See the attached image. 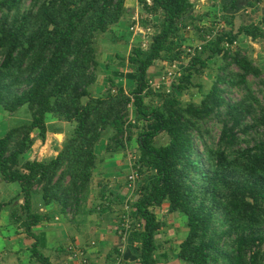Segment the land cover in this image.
Wrapping results in <instances>:
<instances>
[{
	"label": "trees",
	"instance_id": "16d2710c",
	"mask_svg": "<svg viewBox=\"0 0 264 264\" xmlns=\"http://www.w3.org/2000/svg\"><path fill=\"white\" fill-rule=\"evenodd\" d=\"M140 1L144 17L159 14L160 21L148 47L133 45L125 58L126 76L135 86L126 89L111 79L104 93L94 95L98 36L121 21L126 0H0V105L12 113L27 105L31 112L29 121L0 136V175L20 184L23 226L36 239L32 254L52 264L33 232L44 219L32 210L33 193L39 190L44 204L55 203L64 215L75 217L90 194L97 144L108 136L106 150L123 151L136 135V198L123 206L120 227L138 245L139 264L159 262L157 236L166 223L151 208L164 202L169 212L187 216L181 261L264 264V104L248 79L261 77L263 69L243 48L222 45L240 34L263 39L264 29L250 23L221 31L190 60L170 92L157 91L148 71L160 59L182 60L178 38L192 3ZM213 57L225 62L222 72L199 103H183L177 92L193 85V72L201 73ZM232 65L238 70L228 71ZM234 87L246 91L241 99L229 95ZM49 115L74 123L73 130L56 155L24 160L35 142L34 130L46 140ZM209 120L221 125L217 142L205 138ZM258 129L259 137L251 142L247 136ZM162 133L169 142L156 144Z\"/></svg>",
	"mask_w": 264,
	"mask_h": 264
},
{
	"label": "crops",
	"instance_id": "0c3cea01",
	"mask_svg": "<svg viewBox=\"0 0 264 264\" xmlns=\"http://www.w3.org/2000/svg\"><path fill=\"white\" fill-rule=\"evenodd\" d=\"M190 1L192 7L178 38L182 48L204 42L208 34L219 28L221 30L218 32L229 30L233 26L237 31L244 24L255 23L261 24L264 29V0ZM125 6L126 13L121 21L101 34L98 39V79L91 87L94 95L104 93L111 79L117 86L126 89L135 86L134 81L126 76L129 69L124 65V61L133 45L147 37V31L140 26L139 18L144 17L140 0H126ZM131 27H135V30ZM237 40L239 47L250 57L251 54L253 57L259 54L249 49V42L257 44L250 36L240 34ZM167 65V61L157 60L148 71L150 79H155ZM49 116L46 140L35 138L32 148L26 153L30 160H44L56 155L67 137V131L74 127L72 122ZM35 132L37 130L33 134L36 137ZM133 139L131 147L138 148L136 135ZM107 142L102 138L96 146L98 159L90 194L78 215L66 216L57 204H44L39 190L33 193L32 210L44 215V219L33 228V232L39 238V249L50 258L52 264H77L70 251L71 245L83 248L93 264H139L138 245L132 239L131 232L120 229L121 210L123 206L127 208L128 203L136 198L137 191V187L128 186L127 177L123 174L130 167V160L126 158L128 152H108ZM17 188L14 182H5L0 175V203H3L0 211V264H42L32 254L31 246L36 239L28 235L23 226L24 198L20 195L21 189L18 192ZM168 206V202H164L161 206L151 209L160 220L168 223V237L178 238L180 233L182 235L180 240L172 243L170 239L162 242L167 236L166 231L158 234L157 251L160 257L156 264H172L179 261V246L188 234V227L183 226L185 222L187 225V216L169 212ZM174 232L175 236H171ZM172 247L175 250L171 257Z\"/></svg>",
	"mask_w": 264,
	"mask_h": 264
},
{
	"label": "rangeland",
	"instance_id": "374dc122",
	"mask_svg": "<svg viewBox=\"0 0 264 264\" xmlns=\"http://www.w3.org/2000/svg\"><path fill=\"white\" fill-rule=\"evenodd\" d=\"M27 4L29 5V2ZM139 19H140V26L143 29H145V31H147V37L145 39H142V41L137 42L136 44H140L146 48V47H148V45L151 41L152 34L156 31V26L159 24L160 15L159 14L150 15L149 17H144V18H139ZM222 31H228V29H226V30L223 29ZM220 32L217 31V34ZM217 34L214 35V38L217 36ZM100 35L98 36V39L100 38ZM253 41H255V40H253ZM255 42L257 43L255 45L249 42V49H251V51H257L259 54H257V56H254V57H253V54H251V58L263 69V74L259 78L250 75L248 77V79H249L250 86H251L252 90L258 95V97L262 101V104H264V84L262 83V81H264V39H259V40H256ZM237 48H239V42H238V45L235 46L234 48H232L231 50H236ZM206 57H207V54H204L203 58H206ZM208 60H209L208 66L204 67L201 73H197L195 71L193 72V76L191 78L193 85L189 86V88H187V89L180 90L177 92L178 97L180 98V100H182L183 103H187L190 101H194V102L199 103L202 99L203 93L205 91H207L211 87V85L213 84L216 74L219 72L220 73L222 72L221 69L219 68V66L222 64H225V62L221 59V57H217V58L215 57V58H211ZM187 66L188 65L185 64L184 68ZM184 68H183V72H184ZM237 70H238L237 67H235L234 65L230 66L228 69V71H237ZM245 93H246L245 90L243 91V90L237 89L235 87L229 91V95L234 100L241 99ZM133 110H134V107L130 106V117H131V119H134V117H135V113ZM48 117H50V116H48ZM54 118H57V117H54ZM30 119H31V112H30V109L28 108L27 105H23L22 107H20L17 111H15L13 113L5 110L4 107L2 105H0V136H2L4 134V132L7 133L9 128L18 126L24 122L29 121ZM58 120H60V119H58ZM62 121H64V120H62ZM66 125H68V124H66ZM72 126H74V123H72ZM73 128L74 127H72V128L70 127V130H68L69 128L67 129L68 130L67 136L71 133ZM205 128L210 131V134H207L205 136V138L208 139L210 142H217L218 138H219V134H220L221 125L219 123H216L214 120H209L205 124ZM138 130H136V131H138ZM259 130H261V129H258V131H255V130L252 131L251 134L247 136V138H252V140H251V142H252L254 138L259 137V135L262 131V130L261 131H259ZM34 131H33L32 135L34 134ZM35 133L37 136L36 137H35V135H33V136L35 138H37V137L40 138L38 136V130ZM243 137H246V135H243ZM107 138H108V136H105L104 141H108ZM136 138H137V136H136ZM132 140H134V139H132ZM169 140H170L169 135L163 133V134H160L156 137L155 143L156 144H166L169 142ZM132 142L133 141L130 142V144L126 150H123V151L128 152V153L126 152L127 153L126 158H129V160H130L129 170L125 171L126 173L123 172L124 176L127 177L126 178L127 182H129V175L131 173H134V172L136 173L135 164H136L138 157H139V149L136 146L131 147ZM134 143L136 144V141ZM243 145H245V144H243ZM104 147H105V144H104ZM132 148L136 149V150L134 151ZM26 153L23 156L24 160L29 159V157L26 155ZM114 153H116V152H114ZM137 182H138V180H136V183ZM136 183H135V187L137 186ZM14 185H17V187H18L17 190L19 192L20 191L19 182H14ZM178 213L181 215H184L180 212H178ZM69 216H72L71 213L69 214ZM162 221H164L166 223V227L164 228V230L160 234H162L164 231H166L165 234H167L165 240H163L162 242L170 239V241L172 243H174V242L178 241V239L180 240L181 239L180 236L182 235L181 233L179 234L178 238L177 237H175V238L168 237V235H169V233H168L169 229L167 228L168 223L165 220H162ZM178 222H179V220H178ZM183 226H187L186 222L184 223ZM173 234L174 235H171V236H175L176 232H174ZM81 249H83V248H81ZM171 250H173V251H171V257H172V254H174V250H175L174 247H172ZM175 262L176 263L173 262L172 264H189V263H186L184 261H182V263H181L180 260L175 261ZM165 264H167V263H165ZM169 264H171V263L169 262Z\"/></svg>",
	"mask_w": 264,
	"mask_h": 264
},
{
	"label": "built area",
	"instance_id": "2783aa9c",
	"mask_svg": "<svg viewBox=\"0 0 264 264\" xmlns=\"http://www.w3.org/2000/svg\"><path fill=\"white\" fill-rule=\"evenodd\" d=\"M146 1L148 3L152 2V0H146ZM131 29L135 30V27H131ZM219 29L208 34L204 42L199 43L197 45H188L183 47L182 50L184 54L182 56V60H174L172 62H168L167 67L155 79L149 80L150 86L156 89L157 91L170 92L173 89V86L177 85L180 82L181 78L183 77V68L185 64L189 65L190 60L198 52H201L203 50L204 45L214 39V35L217 34V31ZM222 45L225 49H232L238 45V40L237 39H234L233 41L225 40L222 43ZM137 177H138L137 172L131 173L129 175L128 186L130 188H135ZM125 226L127 228L129 227V220H126ZM120 229L123 231L122 228ZM70 251L72 256L78 262L77 264H93L87 252L84 249H81L79 246L71 245ZM118 264H120V262Z\"/></svg>",
	"mask_w": 264,
	"mask_h": 264
}]
</instances>
